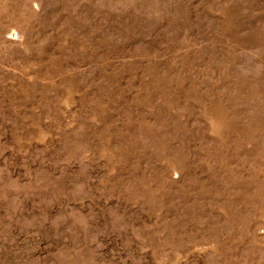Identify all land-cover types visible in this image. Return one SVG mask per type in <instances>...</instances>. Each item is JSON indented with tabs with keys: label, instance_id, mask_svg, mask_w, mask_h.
<instances>
[{
	"label": "rangeland",
	"instance_id": "rangeland-1",
	"mask_svg": "<svg viewBox=\"0 0 264 264\" xmlns=\"http://www.w3.org/2000/svg\"><path fill=\"white\" fill-rule=\"evenodd\" d=\"M0 264H264V0H0Z\"/></svg>",
	"mask_w": 264,
	"mask_h": 264
}]
</instances>
